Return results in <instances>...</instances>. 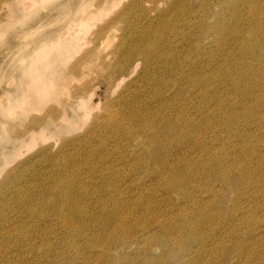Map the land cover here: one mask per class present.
Masks as SVG:
<instances>
[{
	"label": "rangeland",
	"instance_id": "374dc122",
	"mask_svg": "<svg viewBox=\"0 0 264 264\" xmlns=\"http://www.w3.org/2000/svg\"><path fill=\"white\" fill-rule=\"evenodd\" d=\"M204 1L206 0H0V264L182 263L180 260L181 251H178L177 247L163 248L160 245H155L151 252H147L145 251L147 242L144 238L130 244L128 250L124 249L126 244L124 241L127 240L126 235H121L120 238L113 240L118 242L117 245L112 242L108 243V233L104 231L103 225L97 222L91 223L90 232L86 231L85 237L83 234L79 237L74 236V233L65 230V218L62 211L67 203L66 198L58 194L57 187L64 188L66 186L65 191L70 187L75 188V193L79 197L78 200L71 202V210H67L68 214L83 216L84 205L85 207L88 206L96 217H101L102 214L98 207H95L93 202L89 203L91 200L86 198L88 194L86 191L92 190L94 187L98 190L97 193L102 192L100 195H104L105 187L102 184V178L98 174H92V172L104 173L107 162H109L112 165H117L116 170L110 169V167L109 169L110 176L113 177L114 181H117L118 191L131 195L129 197L132 198V203L138 204V206L134 205L137 213L143 211L142 213L145 214L144 206L139 199L142 195H147L145 191L148 190V193L155 191L157 196L162 194L163 198L161 195L158 196L162 209H168L171 206L168 213L171 215L179 213L180 201L175 198L173 205L167 206L164 201L169 199L167 198L169 193H165L167 190L163 187L157 190L152 187L138 189L148 181L144 172H150L144 169V172L143 170L139 171L141 172L140 175L133 176L130 171H133L140 161L143 162L142 150L144 148L142 149L139 145V141L132 142L128 148L126 140L117 138V142L113 141L111 126L105 121H109L107 116L110 115V111H112V115L116 116L129 113V111L134 112L137 104L141 105L152 116L155 114L153 118H157L156 115L163 111V105H157L158 101H166L165 105H168L169 117L178 120V106L185 102L183 93L179 95L181 100L177 101L168 86L163 84L156 87L154 85L156 82L154 76L163 78L165 70L160 71L159 75L144 76L145 72L143 64H141L139 71L131 78L127 77L120 85L119 69L116 67V73L113 74L112 72V64L115 63L114 53L118 50H124L125 44L132 41L133 36L140 38L151 28H161V23L166 18L182 21V25L179 26V36L181 37L177 39V41H182L175 44L176 50L179 51L177 59L183 61L185 54L191 50L194 51L196 46L208 49L211 54L225 53L224 48H218L214 44L213 37L218 39L220 36L218 28L212 31L213 37L211 39L204 37V28L200 26L198 20L200 17L199 9ZM261 1L256 0L257 3ZM214 10L219 11L217 8ZM224 12L227 13L229 19L234 16L232 12L225 10ZM209 20L211 23L214 22V19ZM184 21H189V23L185 24ZM101 32L104 33L101 34ZM215 33L218 35L216 36ZM173 38L174 36L171 35V39L166 40L162 46L165 57H160V60L163 61L169 57V54L166 53L168 52L166 46ZM235 50L237 48H234ZM104 57L105 61L109 59L107 63L102 62ZM213 63L214 73L208 75V78H211L210 91L208 94L201 93L200 99L203 100L202 96H208L207 103L208 105L211 104V108L215 107L217 103L221 104V101H218L221 99L224 103L223 106L227 107L229 116L236 115L231 111L232 109L241 112L244 108H255L254 101H248L250 98L238 96L232 92L233 90L240 91L243 94L246 89H249L248 85L243 83L239 85L238 90L230 86L232 79L237 76V72L228 80L221 68H218L217 60H213ZM210 64V58L197 57L194 59V67L190 70V74H200L205 66H209L211 70ZM170 66L177 67V64ZM256 81L260 82L259 79ZM170 82L177 90L193 88L192 83L179 78H173L169 80ZM253 86L255 87V84H252L250 89ZM154 111L156 113L153 114ZM187 111L183 120L185 122L195 121L197 126L203 129L199 132L200 134L197 133L199 136L193 131L187 132L186 134H189L188 140L201 139L200 146L204 147L207 143L209 153H207V148L199 146L191 149V151L188 149L186 161L190 162L189 166L194 168V165L197 167L201 162L203 165L200 163L197 168L205 169L206 166L208 169L207 166H210L211 163L209 168L212 167L217 172L220 160L223 161L218 156L217 151L226 152L227 150L228 156L233 157L235 156L233 153L238 151L236 156H240V158L243 156L244 161L242 163H247H243L247 170L253 167L251 170L254 171V166L258 168L259 161L264 156L261 155L264 154V135L260 136L259 132L260 128L264 129V119L261 116H246L245 120H248L250 125L243 129L251 132L250 138H253L242 140L240 136L242 127L231 124L229 127L231 131L220 127L215 128V130L212 129L213 132L211 129V131H206L205 119L199 120L201 109L197 111L195 108H190ZM167 112L162 114H167ZM229 116H225L226 119ZM41 130H44L43 134ZM32 134L36 135L35 143H32ZM103 143H107V148L100 147ZM147 145L146 149L149 150L156 149L155 145L157 148L159 146L152 142ZM224 145L225 150H223ZM256 145L260 147H256ZM172 147L173 150L180 151L182 144L174 143L171 148L169 146L171 150ZM240 147L244 149L249 147L250 149H247L252 152L251 155H245L243 150L241 153ZM251 148L258 149V152L253 153ZM99 150L104 151L102 158L99 154L101 152H97ZM191 154H194V158ZM205 154H207L206 158ZM140 158L142 159L139 161ZM204 159L206 162H203ZM131 160L132 162H130ZM192 160L195 163L198 162L194 164ZM85 163L89 167L87 171L85 170L87 168ZM130 164L132 167L129 166ZM152 167L151 172H158L156 166ZM138 169L140 170V168ZM180 169L181 172H185L184 169L182 171V166ZM196 171V169L193 171L195 172L193 176L198 175L195 177L196 181L205 182L204 177L199 175L200 172ZM260 173L258 171L257 174L256 170L254 175H260ZM86 174H89V177ZM84 176L86 184L83 185ZM72 178H76V180L73 181ZM257 179L258 177L255 178V180ZM262 179L259 178L258 182H255L258 185L254 183L249 191L227 185V190L220 193L222 199L221 202L216 203L217 206L212 203L216 202V200L214 201L215 197L210 193L207 194L203 187L198 188V191L196 190L197 199H201V202L205 201L203 203L207 204L211 202L213 207H208L213 221L209 224L211 225L208 229L210 232H207V236L205 235L207 241L211 245L213 243L220 245L219 250L223 247L225 250L227 245L231 246L230 250L232 248L229 258L226 257L227 259L225 256L219 255L216 261H212L215 256L209 254L207 261L211 259L212 263L210 264H264V226L262 227L264 225V188L262 189L264 187V174ZM260 187L261 189H259ZM212 188L214 190L222 189L221 183L218 180L214 181ZM84 190L86 191L84 192ZM141 193L142 195H139ZM260 193L261 195H259ZM256 196L257 199H255ZM237 197L239 198L235 204L236 207L231 204H234L232 200ZM240 198L242 199L240 200ZM196 205H189L188 211L185 212L190 213L192 217L191 213H193ZM238 207H243L248 214H242L240 210H237ZM233 210H235L233 213L235 215L230 216L226 221L224 218L226 214L223 212L232 213ZM253 213L254 216H256L255 214L257 216L254 217ZM249 214V217L246 216ZM220 216L224 219L222 220ZM91 221L90 219L89 222ZM251 221L254 222L251 223ZM215 225H218L219 228ZM238 226L244 227L245 231L240 230ZM237 227L240 231L238 230V234H235L237 231L234 229ZM253 235L254 238H252ZM212 237H214L213 240ZM232 239L238 241L234 242ZM73 241L79 243L76 249L72 245ZM99 241H102V245L107 246V249H103L100 244L96 245L95 242ZM243 244L244 248H242ZM196 246L197 244L194 248L197 251L198 247ZM243 250L245 255H243ZM239 253L244 259L238 257ZM191 255L195 256L196 252ZM255 255L258 257L255 258ZM189 258L191 259V257ZM247 258L248 260H246Z\"/></svg>",
	"mask_w": 264,
	"mask_h": 264
},
{
	"label": "bare ground",
	"instance_id": "6f19581e",
	"mask_svg": "<svg viewBox=\"0 0 264 264\" xmlns=\"http://www.w3.org/2000/svg\"><path fill=\"white\" fill-rule=\"evenodd\" d=\"M262 1H263V3H262ZM262 1L260 3H257L256 0H206V1L202 2L203 5L199 9L200 17L198 20L200 22V26L202 28H204V32H205L204 37L211 39V37H213L212 31H214L216 28H218L220 31V36L218 39L213 37L214 44L218 48H221V49L224 48L226 50L225 53H221V54L212 53L211 54V51H208V49H206V48L204 49L203 47L201 48L200 46H196L194 51L191 50L185 54L183 61L181 59H177L179 56V51L176 50L175 44H179L182 41V40L177 41V39L179 37H181V36H179V33H180V27L179 26L182 25V21L177 20V19H168V18H166L161 23V28H159V29L151 28L145 35H143L140 38L133 36L132 41H129L125 44L124 50H118V51H116L117 53L115 52L116 54L114 53L115 63L113 61L114 64H112V67H113L112 72H113V74L116 73V71H115L116 67L119 69L118 73L120 74L119 75L120 85H121V83H123L125 81V79L127 77L131 78L133 75H135L137 73V71H139L138 69H139L140 65L143 64V68H144V72H145L144 76L159 75L160 71L165 70V72H164L165 75H163V78L154 76L156 78V82L154 83V85L156 87L159 85L162 86L163 84H165L166 86H168L169 90H172L171 91L172 95L174 96V98L177 101L181 100V98H179V95L181 93H183V95H184L183 98H185V102L180 106L176 105L179 108V111L177 114L178 120H173L172 117H169L168 112H167L169 110L168 105H165L166 101H158L157 105H163V108H162L163 111L160 113L161 115L160 114L156 115L157 118H153V116L155 115L154 113H156L155 111L153 112L154 115L152 116L150 113L145 111V109L143 107H141V105L137 104L135 106L134 112L131 111L133 113H131L129 111L130 114L125 113V114H118L116 116V115H112V111H110L109 112L110 115H108L107 117H109L111 119L106 117L107 120H109V121H105L108 123V125L111 126L110 128H111L112 132L111 131L110 132L112 133L111 138L113 139V141L115 140V142H117L118 141L117 138H121L123 140H126L127 148L129 146H131L132 142L135 143V142L139 141V145L142 147V149L144 148L143 150H145V151L142 150L143 153L141 152L143 162L140 161L142 159V158H140L139 159L140 164L138 163V166L134 167L133 171H130L131 175H133V176L134 175H140L141 172H139V171L143 170V172H144V169L148 170L150 172V173L144 172L148 181L143 183V185L141 184L142 186L139 187L138 189L142 190L144 188L152 187L154 190H157L158 188L163 187V189L167 190V192H165V193H169L168 194L169 196L165 195L169 199L165 198L166 201H164V202H166L167 206L173 205L175 198H177L180 201L179 213H177V215H174V214L171 215L170 213H168V212H170L169 208H171V206L168 209H162L161 208L162 206L160 207V202H159L160 200L158 199V196L160 197V195L162 196V194L159 193L160 195L157 196L156 195L157 193H155V191H153L152 193L151 192L148 193L149 190L145 191L147 193V195L146 194L142 195V193L139 194V195H142V197L140 196L141 199H139V200L142 201L141 203H142V206H144V211H145L144 213L145 214H143L142 213L143 211L141 212L140 209L139 210L141 213H139V212L137 213V211L135 210L136 208L134 207L135 204L132 203V198L129 197L131 195H129V194L127 195L126 193H124L122 191L121 192L118 191L117 181H114V179H112L113 177L110 176V169L116 170L117 165L114 164V162H113L114 165L107 162L108 164H107V167H106L104 173H102V172L99 173L100 171L93 173L91 171L92 174H96V175L98 174L102 178V182H103L102 184L105 187L104 195H100L102 192L100 194L97 193L98 190L94 187L92 190L90 188H88V189H90L89 191L84 190V192L86 191L88 193L86 198L91 200L89 203L93 202L95 204V207H98V209L101 211V214H102L101 217H96L92 213V211L89 210V207L88 206L85 207L84 205H83V216L82 215L76 216V215L68 214L67 210H71V208H70L71 202L78 200L79 197L75 193V188L70 187V188H68V190L65 191L66 186L64 188H58L57 187L58 194L63 195L66 198L65 200L67 203L65 209H63V211H62V215H64V218H65V228H66L65 230H67L71 233H74V236L76 235L79 237L80 235L82 236V234H83V237H85L84 236L85 232L86 231L90 232L89 227H92L91 223L97 222V223L102 224L104 227V231L106 233H108V239H107L108 243L112 242L113 244L117 245L118 242H114L113 240L120 238L121 235H126L127 240L124 241V243H126L124 245L125 250H128L130 248V244L137 242V240L141 239V238H144L145 241L147 242L145 245V251H147V252H151L155 245H160L163 248H165V247H177L178 251H181V259H180L182 261L181 264H210V263H212L211 259H210V261L209 260L207 261L209 254L212 256L213 255L215 256V257H213L212 261L213 260L216 261V259H217V257H219V255H221V256L223 255V256H225V258L226 257L229 258V255H230L231 250H232V248L230 250V247H231L230 245H227L226 246L227 248L225 247L226 248L225 250L223 249L224 247L221 248V249H223V251L220 252V250H221V249L219 250L220 245L219 246L214 245V243L211 245V243H209L207 241V237H206L207 235L206 234H207V232L208 233L210 232V231H208V229H210V226H211L209 224H211L213 221V217L210 214L208 207H210V206L212 207V203L216 204L217 202L219 203V201L221 202L222 198L220 197V195H222V194H220V193L227 190V188H226L227 185H233L237 189H241V190L247 189V191H249V189L254 185V183L258 182L257 180H259V178L262 179V175L264 174V156L259 161L258 168L256 166H254V171H252L251 169L253 167L250 170H247V168L243 166V163H245V162L242 163V161H244L242 158L243 156L241 157L242 159L240 158V156L239 157L236 156L238 151L233 153V155H235L233 157V156H228L227 150H226V152L225 151L221 152L222 150H220V151L218 150L219 151V152L217 151V153L219 154L218 156H220V158H222L223 161H221L219 159L220 163L219 164L216 163V164H218L217 172H215L212 167L209 168L211 166V163H210V166H207L208 169H206V166H205V169L202 167H200L202 169L197 168L198 166H200L201 162H199V165L197 167H195L196 165H194V168H193V166H189L190 162L186 161V159L188 157L186 151H188V149L191 151V149H193V148L195 149L198 146L202 147V145L200 146V144H199L201 139H199V140L189 139L188 140L189 134L187 135L186 133L193 131L194 133L197 134V133L203 131V129H201V127H198L197 126L198 124L195 123V121L191 120V121L185 122L183 119L185 117L184 114H187L186 111L190 110V108H192V109L195 108V109H197V111H199V109H201L200 115L202 118L200 117L199 120L201 121V119H205L204 125H205L206 131H208V130L211 131L212 129L215 130V128H217V127L223 128L227 131L228 130L231 131L229 129V127L231 126V124H233V125H237L239 127H242V130L240 132V136H241L242 140L248 139V138L249 139L253 138V137L250 138V136L252 135L251 132H249L243 128H245L247 126L249 127V125H250L248 120H245L247 115L261 116L262 119H264V0H262ZM214 8H217L219 11L218 12L215 11ZM224 10L227 12H232L233 13L232 15H234V16L231 19H229L228 15H226L227 13L224 12ZM245 11H247V14H245ZM246 15H247V18H245ZM209 19H214V22L211 23ZM184 22H186L185 24L189 23V21H184ZM103 33L104 32H101V34H103ZM171 35L174 36V38L166 46L168 48L167 49L168 52H166V53L169 54V57H167L166 60L162 61V60H160V57H162V56L165 57V53L162 52V46H164L166 40L171 39ZM217 35L218 34H216V36ZM138 41H141V42H138ZM234 48H237V50L234 51ZM200 56H205V58H207V59L210 58L211 70L209 69V66H205L204 70L200 74H197V75L190 74V72H191L190 70H192V68L194 67V59H196L197 57H200ZM107 60L109 61V59H107ZM107 60L105 61V57H104L102 59V62L104 63V61H105V63H107L108 62ZM213 60H217V66H218V68H221L226 79L229 80V78L231 79L233 77V75H235L234 73H236V72L238 73V74L236 73L237 76L232 79V82H231L232 85L230 84V86H233V88L235 90H238L239 85L242 83L245 85H248L249 89H250V86H252V84H255V87L254 86L251 87L250 90L249 89H246V91L243 90L244 91L243 94H241L242 92H240V91H234V90L232 91L233 93L237 94L238 96H244L245 98L246 97L250 98V99H248V101L249 100L254 101L255 108L254 107L244 108L241 112L238 111L237 109H232L231 111L236 113V115L229 116L227 114V107H225V105L223 106L224 103H222L221 99L218 100V101H221V104L217 103V104H215V107H212V108H211V104L209 103V105H208V103H207L208 96H206V95L202 96L203 100L200 99L201 93L208 94L210 91L211 78H208V75L210 73H214ZM111 63H112V60H111ZM174 64H177V67H171L170 66V65H174ZM73 71H74V69H73ZM173 78H179L185 82L192 83L193 88L190 90H187V89H184L182 91L177 90L173 86L172 82L169 83V80H172ZM256 79H259L260 82L258 83V81H256ZM254 104H252V105H254ZM226 105H228V104H226ZM171 108H172V106H171ZM178 108H176V109L178 110ZM176 109H174V110H176ZM163 112H165V113L167 112V114H162ZM187 112H189V111H187ZM177 115H176V117H177ZM225 116H229V118L226 119ZM195 118H197V117H195ZM198 123H200V122H198ZM252 123H251V125H252ZM220 128H218V129H220ZM214 130H212L211 132H213ZM259 132H260V136L264 135V129L260 128ZM41 133L43 134L44 130H41ZM34 134H32V143H35V136L36 135H34ZM42 134H40V135H42ZM257 136H259L258 133H257ZM194 137H196L195 134H194ZM254 140H255V138H254ZM150 142H152L154 144H158L159 149L157 148V145H155L156 149L155 148L153 150L146 149L148 146L147 144ZM249 142L251 143V141H249ZM174 143L175 144L177 143L179 145L182 144V147H181L182 151L181 150L175 151V150H173V147L171 150L170 148H171V146H173ZM243 143H244V141H243ZM256 143H257V141H256ZM260 143H262V142H260ZM263 143H264V141H263ZM205 144L207 145V143H205ZM211 144L213 145L212 142H211ZM206 145H204V147H202V148H207ZM241 145H243V144H241ZM247 145H248V143H247ZM251 145H253V144L251 143ZM169 146H170V148H169ZM100 147L101 148L102 147L107 148V143H103ZM160 147H161V149H160ZM242 147H240L241 148L240 151L243 150V153L245 152L244 154L247 156L251 155L252 152L247 149L251 146H249L245 149ZM256 147H260V146L256 145ZM224 148H225V145L223 147V150H225ZM217 149H215V150H217ZM252 150H253V153L258 152V149H256V148L252 149ZM212 151H214V150H212ZM97 152L98 153L101 152L99 154L102 158L104 151L99 150ZM207 153H208V148H207ZM241 153H242V151H241ZM210 154H211V152H210ZM214 155L216 156V154H214ZM261 155H264V154H261ZM206 156H207V154H205V158H206ZM195 157H196V155H195ZM133 158H132V160H133ZM189 158H190V156H189ZM193 158H194V156H193ZM216 158H217V156H216ZM132 160L130 162H132ZM213 160H214V157H213ZM247 161H248V159H247ZM87 162H88V160H87ZM193 162H192V164H193ZM203 162H206L205 159ZM217 162H219V161H217ZM74 163H75V161H74ZM196 163L194 162V164H196ZM207 163H209V162H207ZM132 164H134V163H132ZM132 164H130L129 166L132 167ZM245 164H247V163H245ZM86 165H87V168L85 170L87 171V170H89V167H88V164L85 163V166ZM83 166H84V163H83ZM152 166H156L158 168V172H156V171L151 172V168H153ZM181 166H182V171L184 169L185 172H181V169H180ZM214 166H217V165H214ZM109 167H110V169H109ZM138 168H140V170ZM159 168H160V171H159ZM195 169L198 172H200L199 173V175L201 174L200 176L204 177L205 182L200 183L199 181H196L195 177L198 175L194 174L195 176H193V173H195L193 171H195ZM238 169H240V171H238ZM256 170H257V174H258V171L261 172L260 175H254V172ZM86 175H88V177H89V174H86ZM257 177H258V179L255 180V178H257ZM73 178H72L73 181L76 180V178L75 179H73ZM200 179H201V177H200ZM85 180L86 179L84 176L83 177V185L86 184ZM202 180H203V178H202ZM217 180L221 183V186H222V189L220 188V190H214L212 188L213 182L214 181L216 182ZM73 181H71V182H73ZM261 181L263 182V179ZM130 185H132V184L130 183ZM256 185H258V183ZM67 187H69V186H67ZM200 187H203L204 190L207 192V194L210 193L213 197H215L214 201L216 200V202H212V203L209 202L208 203L209 205H208L207 203H203L205 201L201 202L200 201L201 199L198 200L197 199V197H198L197 191H198V188H200ZM130 188H131V186H130ZM135 188H137V187H135ZM263 188L264 187H262V189ZM85 189H86V187H85ZM259 189H261V187ZM159 190L161 191V189H159ZM257 191H259V190H257ZM157 192H159V191H157ZM260 192H261V190H260ZM137 193H139V192H137ZM120 195H121V197H120ZM139 195H136V196L138 197ZM256 195L258 196V194H256ZM259 195H261V193ZM257 196H256V198L255 197L254 198L257 199ZM132 197H133V195H132ZM239 197L232 200L234 204H231V205L237 204L236 202H238ZM162 198H163V196H162ZM241 199L242 198H240V200ZM83 200H85V199L83 198ZM198 203H200V204H198ZM193 204H194V206H195V204H197V205H196V207H194V211L191 210V211H193V213H191L193 216L191 217L190 213H187L185 211L188 209L189 205L192 206ZM136 205L138 206V204H136ZM216 206H217V204H216ZM235 206H232V207H235ZM172 207H174V206H172ZM91 208H93V207H91ZM237 210H240L242 214L246 213V211H244L243 207H240V208L238 207ZM73 211L76 212V210H73ZM191 211H189V212H191ZM234 211L235 210H233L232 213H229V212L227 213L226 211L223 212L226 214L225 217L223 216L226 219V221H227V219L230 218V216L233 217L235 215V214L233 215ZM223 213L221 212L220 214H223ZM246 214H248V212ZM97 215H100V214H97ZM255 215L257 216V214H255ZM218 216H219V214H218ZM221 216H220V218H221ZM246 216L249 217L250 214L246 215ZM251 216H252V214H251ZM253 216H254V213H253ZM256 216H254V217H256ZM90 219L92 220L91 222H89ZM232 219H235V218H232ZM239 220H238V222H239ZM255 221H256V219H255ZM253 222L254 221H251V223H253ZM234 223H235V221H234ZM255 224H256V222L254 223V225ZM226 225H227V223H226ZM242 225L245 226V224H242ZM242 225H240V226H242ZM215 226L218 227V225H215ZM249 226H250V224H249ZM263 226L264 225H262V227ZM238 227L236 229H234L235 231H237V233H235V234H238L239 228H240V230L244 228V227L243 228H241V227L238 228ZM253 227H256V226H253ZM249 231H248V233H249ZM220 232H221V230H220ZM246 232H247V230H246ZM254 232H252V234H254ZM66 233L68 234V232H66ZM241 233L243 234L244 232H241ZM233 235H234V233H233ZM245 235H247V234H245ZM254 235L252 238H254ZM65 236H66V234H65ZM221 236H222V234H221ZM234 236H236V235H234ZM227 237H225V238H227ZM231 237H233V236L231 235ZM231 237H229V238H231ZM213 238L214 237H212V240H213ZM216 239L218 240V237ZM246 240H247V238H246ZM228 241H230V240H228ZM95 243H96V245L100 244V246H102L103 249H107V246L105 247L102 245V241L95 242ZM195 244H197L196 247H198L197 251L194 248ZM72 245L76 249L77 246L79 245V243H77L76 241H73ZM223 246H224V244H223ZM242 248H244V244H243ZM245 251H244L243 255H245ZM193 252H194V254L196 252L195 256L191 255ZM238 252H240V251H238ZM256 255H255V258L258 257ZM237 256H238V254H237ZM189 257H191V259ZM238 257L240 259H244L243 256L240 255V253H239ZM239 258H238V260H239ZM218 259L220 260V258H218ZM223 259H224V257H223ZM246 260H248V258ZM213 263H215V262H213ZM241 263H243V262L241 261ZM252 263H254V262H252Z\"/></svg>",
	"mask_w": 264,
	"mask_h": 264
}]
</instances>
